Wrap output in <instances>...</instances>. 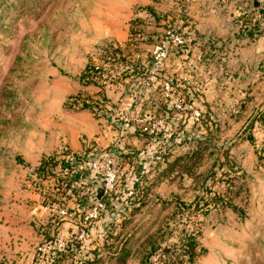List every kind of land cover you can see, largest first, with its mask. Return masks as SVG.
I'll use <instances>...</instances> for the list:
<instances>
[{
  "label": "rangeland",
  "instance_id": "1",
  "mask_svg": "<svg viewBox=\"0 0 264 264\" xmlns=\"http://www.w3.org/2000/svg\"><path fill=\"white\" fill-rule=\"evenodd\" d=\"M170 28L189 40L160 75L173 83L174 97L166 103L155 86L139 114L171 125L170 142L156 148L169 162L196 159L186 165L190 174L176 167L170 176L162 164L142 174L147 162L123 161L114 221L103 224L102 248L81 264H144L185 229L199 234L196 264H264V133L251 125L264 110V0H0V264H37L39 236L50 227L42 208L60 199L56 181L34 175L56 155L54 141L92 121L82 102L100 90L82 84L86 68L120 73L107 97L128 102ZM110 130L105 144L112 146L119 134ZM137 180L144 185L126 198ZM196 202L204 210L182 211Z\"/></svg>",
  "mask_w": 264,
  "mask_h": 264
},
{
  "label": "built area",
  "instance_id": "2",
  "mask_svg": "<svg viewBox=\"0 0 264 264\" xmlns=\"http://www.w3.org/2000/svg\"><path fill=\"white\" fill-rule=\"evenodd\" d=\"M187 48H189V40L185 33L170 28L152 51V64L148 73L144 77H137L134 80L133 83H135L137 91L134 90L130 100L125 103L111 102L105 96L108 90H112L122 83L121 74L109 65H92L94 87H98L100 92L95 97L83 100L82 108L87 106L91 114L98 120H103L110 124V128H115L119 134L118 144L127 139L129 131L133 128H138L140 133L149 139L157 140L165 132L166 121L148 113L140 115L139 106L142 104L141 100L144 96L151 92L155 86H159L166 103L173 99L175 93L173 83L160 75L173 52L175 50L185 52ZM176 107L180 109L181 105H176ZM200 116L199 112H195L196 118ZM122 149L124 150L118 145L97 149L91 157L87 156V161L78 160L73 155L69 156L70 154L65 157L66 160L58 158L54 164L49 163L50 157L44 160L49 163L44 172L45 180H61L67 189L60 202H51L42 208L43 215H48L46 225L50 227L43 230L41 244L37 247L33 260L35 263L44 262L47 264L53 254L65 253L71 248L74 252L72 260L76 264L79 262L81 264L91 249L90 247H93L92 239L89 238L91 230L104 218H108L110 223L114 221L112 219L115 216L114 204L118 202L116 195L121 177L119 150ZM34 177L44 179L37 172ZM143 183V181L137 180L136 183L127 186L126 198L136 196V188L143 186ZM97 186L104 189L105 196L100 202L91 203ZM81 189L87 190L89 204L85 208H81L73 199L74 194ZM68 204L73 205L72 210L74 211L68 209ZM66 226L69 227V230L62 233ZM51 228L54 229L53 232ZM77 245L79 249L76 247Z\"/></svg>",
  "mask_w": 264,
  "mask_h": 264
},
{
  "label": "trees",
  "instance_id": "3",
  "mask_svg": "<svg viewBox=\"0 0 264 264\" xmlns=\"http://www.w3.org/2000/svg\"><path fill=\"white\" fill-rule=\"evenodd\" d=\"M250 32L252 34H254V32L252 30ZM94 81L95 80H94V74L92 71V66H89L84 71V73L81 77V82L84 86L90 87L91 85H94ZM83 109L90 112V110L87 106H84ZM251 121H252V123H251L252 126H254L256 124H260L261 125V131H262V133H264V110L257 112ZM159 138H160V136H159ZM250 140L252 141V139H250ZM96 150L97 149H96V147H94V143L90 144L89 148H86L85 152L82 154L74 153V152L65 148V150H63V152L61 154H59V155L56 154L54 156H50L49 163L52 162L54 164L55 160H57L58 158L63 159L69 154H70L69 156L73 155L78 160L87 161V156L91 157L96 152ZM124 152H125V150H119V156L121 157V163L123 161H125V162L130 161L132 163V161H134V159H133L134 155L130 154V153L124 154ZM83 154H86V155H83ZM259 156H260V160L264 161V148L262 150V153H260ZM170 157H171L170 154H166L162 158L163 163H165V166L167 167V172H165L164 175L170 176L172 174V172L175 171L176 167H180V169L183 173L190 174L191 168L186 166V165H188L189 162L195 161L196 154H193L192 156H189V157L184 156V158H182V160L184 162H186L185 166H182L180 164V161H181L180 158L178 160H175V162H169ZM65 160H66V158H65ZM49 163H46V161H43L40 164L39 168L36 170L37 174H39L40 177L42 176L41 178L45 177L44 176L45 175L44 174L45 168L47 165H49ZM168 163H170V164H168ZM157 165L159 166V162ZM56 184H57L56 188L58 190V196H59V199H61L62 195H65L67 187H66L65 183L62 182L61 180H56ZM86 191L87 190H85V189H81L74 194L73 199L77 204H79V206L81 208H85L89 204V200H88V197L86 195ZM117 195H118V193H117ZM116 198H117V201H119V198L118 197H116ZM214 199L217 200V197H215ZM208 207H209V205H208ZM204 208H205V206L204 205L201 206L200 203H198V202L191 204L190 206L189 205H182V211L183 212L191 211V210H195V209L196 210H204ZM102 229L103 228H101V230ZM96 231H97V226H95V228H93L91 230L90 237H89L90 239H92L94 249L90 247L91 249H89V252L87 255L91 254L92 251L94 253L95 250L97 251L98 249H101L102 246L104 245V239H102L103 237H100V233H102L103 231H100V233L99 232L96 233ZM180 234H182V237L178 241L171 242L172 244L164 242L158 248H154L153 253L150 254L146 258V261L144 264H150L152 259H153V261H156V264H196L197 258L202 253V250H200V248H199L200 246L198 243V237H199L198 232H196V233L189 232V231H187V229H185ZM99 238L102 239L101 243H100ZM76 247L79 249L78 245ZM73 253H74L73 250H71V248H69L67 250V252H65V253H60L57 255L53 254L52 259H51L52 261L51 260L48 261L47 264H66L70 260V258L73 259L72 258Z\"/></svg>",
  "mask_w": 264,
  "mask_h": 264
},
{
  "label": "crops",
  "instance_id": "4",
  "mask_svg": "<svg viewBox=\"0 0 264 264\" xmlns=\"http://www.w3.org/2000/svg\"><path fill=\"white\" fill-rule=\"evenodd\" d=\"M112 90L116 91L115 88ZM113 91L108 90L105 93V96L107 97ZM109 98H112V96L109 95ZM87 113H88V111H87ZM89 114H90V117L92 118V121L90 120L88 123L76 125L73 128L74 133L67 134V136L65 135L63 137L62 141L59 142V144H56L55 141L53 142V147L54 146L57 147L56 148L57 151L55 154H57V155L61 154L65 148L74 152V153L82 154L85 152L86 148H89L90 144H92V143H94V147H96V149H106L110 146V145H106L105 143L108 139V135L110 134V131H111L110 129H112V128L107 127L106 129H104V127L101 126L102 121H97V120L93 119L94 116L90 112H89ZM170 126L171 125H169V123L167 122L165 132L163 133V135L160 136V138L158 137L157 140H151L146 135H142V134H138L137 136L136 135L133 136L132 135L133 131L130 130L129 136L127 137V139L123 143L120 142V144H118L119 140L117 138H115L116 140H114L115 142H114V144H112V146L118 145L120 148H124V150H125L124 154H126V153L133 154L134 155V157H133L134 164L140 165L141 162H147L144 164L145 166L143 165L144 167L141 168L140 171L142 174H144V173L149 174L150 172H152V170H154L155 166H158L157 161H159L160 159L163 158L161 156L168 154L166 152L161 153V151L157 150L158 149L157 147L160 146V144H168L170 142V140H167V137H169L168 135H169V131H170ZM107 129H109V130H107ZM115 135L117 136V134H115ZM176 139H178V137H174V139L171 141V144L178 142ZM130 143H132L131 144L132 147H133V144L136 145V147H137L136 151L134 150L135 148L129 149L126 147ZM142 144H143V148H142L143 150L140 149L142 147ZM134 164L131 168L132 171L135 169ZM141 164H143V163H141ZM160 164H162V167H161L162 169L166 167L165 163L162 162V163H159V165ZM148 166H149V168H148ZM103 224L104 225L106 224V227H104V228H107L110 224V220L108 218H104L101 222H99L97 225L96 233H98V232L100 233V231L106 230V229L104 230V228L101 230V228L103 227ZM40 238L42 239L41 236H39V239ZM91 248L94 249V246ZM34 257L35 256H33V258ZM40 263L43 264L44 262H40ZM37 264H38V262H37Z\"/></svg>",
  "mask_w": 264,
  "mask_h": 264
},
{
  "label": "water",
  "instance_id": "5",
  "mask_svg": "<svg viewBox=\"0 0 264 264\" xmlns=\"http://www.w3.org/2000/svg\"><path fill=\"white\" fill-rule=\"evenodd\" d=\"M105 196V191L102 187H96V194L91 198V203L100 202Z\"/></svg>",
  "mask_w": 264,
  "mask_h": 264
}]
</instances>
